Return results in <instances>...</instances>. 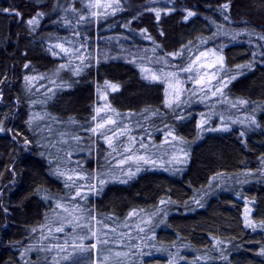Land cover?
I'll list each match as a JSON object with an SVG mask.
<instances>
[{"label":"trees","instance_id":"trees-1","mask_svg":"<svg viewBox=\"0 0 264 264\" xmlns=\"http://www.w3.org/2000/svg\"><path fill=\"white\" fill-rule=\"evenodd\" d=\"M0 9L22 14L0 11V264H77L46 243L84 227L38 230L58 203L115 229L153 213L158 251L127 264H264V0H120L97 15L88 0H0ZM76 35L111 58L77 65ZM209 46L222 58V95L243 111L229 127L217 113L201 126L195 105L169 102L140 54L174 62L169 72L183 78L187 59ZM99 93L108 114L95 113ZM102 118L116 121L105 135L92 131ZM170 150L174 165L131 163Z\"/></svg>","mask_w":264,"mask_h":264},{"label":"rangeland","instance_id":"rangeland-1","mask_svg":"<svg viewBox=\"0 0 264 264\" xmlns=\"http://www.w3.org/2000/svg\"><path fill=\"white\" fill-rule=\"evenodd\" d=\"M114 0H88L89 6L95 3L107 4L113 3ZM120 2V0H119ZM115 8V7H114ZM114 8L100 7L94 8L92 7L95 13H106L110 9ZM77 36V35H76ZM80 48L78 47L74 54L76 57L77 65H84L85 63L95 62L101 59H109L111 58V54L109 51L103 52L100 56V52L93 47L89 49V46H93L94 43L86 40L85 36L78 35ZM108 40H116L108 38ZM110 44V42H108ZM67 49V48H64ZM81 49V50H80ZM84 50V51H82ZM64 52V51H62ZM65 53V52H64ZM68 53V52H66ZM200 53H208L207 56H202L197 64H192V61L200 55ZM194 56H191L187 59L188 65L186 67L192 66L193 72H183V78L174 76L172 72L168 70L167 66L169 64H173L172 66H176V64L169 60H163L157 58L151 53H140L142 57H144L148 63H152L151 66L148 64L143 65L144 71L148 77L154 74L158 80H162L165 89H166V99L169 102L179 101L183 105H195L196 109L199 110L198 115L200 116L201 126L204 123L209 122L214 116H209L212 113H217L220 119L217 120V124L219 128L221 127H229L232 121L238 120L239 122H243L244 116L242 114L243 111L236 112L234 111L235 105L232 103L233 101L229 98H226L222 95V89L224 86L222 74H219L222 69V59L220 52L215 50L213 47H206ZM122 54L126 56H131L130 52H123ZM119 53V56H122ZM129 54V55H127ZM115 56V55H114ZM125 56V57H126ZM82 57L83 59H80ZM116 57V56H115ZM150 59V60H149ZM153 65L155 67L153 68ZM214 65V67H213ZM185 67V68H186ZM214 73V76L212 75ZM219 74V75H218ZM205 75V83L204 85H200L196 83V80L199 76ZM183 79V80H182ZM42 77H36V89L44 88V84H42ZM177 81L179 82L177 84ZM34 83V82H33ZM171 85V86H170ZM176 88L180 89L179 95L177 96ZM219 89V91H217ZM215 92V95H213ZM98 102L95 103V113L98 115L99 113H109V108L104 100V94L99 93ZM100 103V104H99ZM97 109H100L97 112ZM197 110V111H198ZM96 116V115H95ZM102 122L106 119H100ZM175 137L169 133H165L160 136V141L165 145H170L174 143ZM158 145V144H157ZM160 145V144H159ZM126 143L121 144V148L126 150ZM141 149L145 150V146L141 144ZM147 149V148H146ZM177 150H170L161 155H152V154H138L131 159V163L133 166L142 167L143 165L152 163V165L165 166L164 159L167 157V164L174 165L179 157V152ZM138 156H144L145 159H149L148 163H145L143 160H138ZM64 174V173H63ZM259 175H264V160L262 161V165L259 169ZM65 176V175H64ZM68 176L66 175L64 178L70 184L74 182L75 176L73 177V181L68 180ZM264 177V176H263ZM94 184H96V180L91 182V186L94 188ZM80 189V188H79ZM82 190V189H80ZM79 190V192H81ZM249 211V210H248ZM155 215L153 213L139 214L133 213L130 218L126 222H124L119 228L115 229L113 227H107L102 222H97L96 220L89 219L84 214H80L76 211L65 212L63 209H57L53 212L52 219L47 220V222L43 223L42 226L38 229L41 233H47L48 231H56L58 227H63V229L67 227L75 228H85L86 232L80 231L78 234H74V231L71 230L70 240L66 243H46L49 247H52L55 254L62 259L69 260L71 263L77 264H108L109 262L115 261V259H119L117 262L121 263L124 261V264L129 263L132 257L138 256L140 254H147L149 251L157 252L158 249L151 244L152 242V223L155 220ZM247 219V216H246ZM250 221V219L248 220ZM55 222V223H54ZM100 223V224H99ZM256 227H260V225L253 224ZM115 229V231H112ZM95 232L96 236L93 237L92 233ZM83 233V234H80ZM107 233V235H105ZM86 237V238H84ZM83 238V239H82ZM98 240H107L108 243H99ZM92 244H96L95 248H91ZM68 245H81L86 250L81 251L78 248L68 247ZM60 246H64L65 250L61 251ZM117 253H120L118 256ZM121 260V261H120Z\"/></svg>","mask_w":264,"mask_h":264},{"label":"snow or ice","instance_id":"snow-or-ice-1","mask_svg":"<svg viewBox=\"0 0 264 264\" xmlns=\"http://www.w3.org/2000/svg\"><path fill=\"white\" fill-rule=\"evenodd\" d=\"M118 4H119V0H114L113 3H107V4L95 3V4L90 5V7H94V8H100V7L114 8V7L117 6ZM228 7H229L228 4L223 5V8H224L225 10H227ZM0 11H11V12H14V14H15L16 16H21V15H22L19 11H16V10H14V9H13V10H9V9H0ZM40 15H42V14L37 13V16H36V17H33V18H31V19H29V20L27 21V24L30 25V26H35V25H37V24H38V17H39ZM92 15H97V13H92ZM156 15H157V18H159L160 13L157 12ZM193 15H195L194 12H192V11H188L187 16L185 17V19H187L188 17H191V16H193ZM225 19H227V17H225ZM22 22H23V21H22ZM262 38H264V37H262ZM58 47H60L62 51L67 52V49H64L63 45H58ZM207 55H208V53H200V55L197 56V57L192 61V64H197V62L200 60V58H201L202 56H207ZM80 59H83V58L80 57ZM221 59H222V58H221ZM25 67L27 68L28 65H25ZM62 67H63V66H62ZM213 67H214V65H213ZM145 71H147V70H145ZM181 71H183V72H189V73H190V72H193L194 69H193V67L190 65V66H188V67H186V68L181 69ZM212 75L214 76V73H213ZM151 78H152L153 80L157 79V77H156L154 74L151 76ZM178 83H179V82L177 81V84H178ZM196 83H197V84H200V85L203 86L204 83H205V75H201V76H199V78L196 80ZM170 86H171V85H170ZM115 87H116V86H113V90H115ZM217 91H219V89H217ZM176 92H177V96H178V95H179V92H180V89H179V88H176ZM213 95H215V92H213ZM242 103H243V102H242ZM99 111H100V109H97V112H99ZM107 124H116V121L111 120V119H106V120H104V122L98 123V124L96 125V127L92 129V131H93V132H97V130L99 129V130H101L99 134H100V135H105V133H104L102 130L105 129V127H106ZM0 131H3V129L0 128ZM109 131H112V135H111V136H105V139L107 140V143H108L109 147H112V145H113V137H115V136L117 135V133H116L115 131L111 130V129H109ZM119 134H120V135H123V132H120ZM113 150L115 151V149H113ZM127 151L131 152L132 150H131V149H128ZM137 159H138V160H143L145 163H148V162H149L147 159H145L144 156H138ZM124 162H125V161H123V160L121 161V163H124ZM72 179H73L72 176H68V180L71 181ZM76 196H81V193H80L79 191H77V192H76ZM56 207H57L58 209H61V208H62L63 211L68 212V208H67V207H64L63 205H61V204H59V203L57 204ZM249 226H251V223H250V222H249ZM63 230H64L63 227H58V228L56 229L57 232H63ZM112 231H115V229H112ZM105 235H107V233H105ZM92 236L95 237V236H96V233L93 232V233H92ZM84 238H86V237H84ZM82 239H83V238H82ZM98 242H99V243H104V244H107V243H108L107 240H98ZM65 243L67 244V241H66ZM68 247L78 248V249L81 250V251L86 250V249H85L83 246H81V245H68ZM90 247H91V248H95V247H96V244H92ZM60 248H61V251H64V250H65L64 246H60ZM262 254H264V253H262ZM117 255L119 256L120 253H117Z\"/></svg>","mask_w":264,"mask_h":264}]
</instances>
